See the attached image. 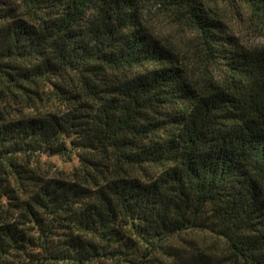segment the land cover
Masks as SVG:
<instances>
[{"label": "trees", "instance_id": "trees-1", "mask_svg": "<svg viewBox=\"0 0 264 264\" xmlns=\"http://www.w3.org/2000/svg\"><path fill=\"white\" fill-rule=\"evenodd\" d=\"M155 1L0 0V264H264V0Z\"/></svg>", "mask_w": 264, "mask_h": 264}, {"label": "rangeland", "instance_id": "rangeland-1", "mask_svg": "<svg viewBox=\"0 0 264 264\" xmlns=\"http://www.w3.org/2000/svg\"><path fill=\"white\" fill-rule=\"evenodd\" d=\"M145 16L154 32L171 40L181 49H185L187 40L191 37L190 32L182 26L177 25L172 18L165 16L155 0H143ZM229 27L232 32L240 38L242 43L248 47L264 45V36L257 33L247 21L241 20L238 15L228 18ZM41 172L57 176L59 172L68 173L76 165L71 162L62 161L58 157L41 156L39 159Z\"/></svg>", "mask_w": 264, "mask_h": 264}]
</instances>
